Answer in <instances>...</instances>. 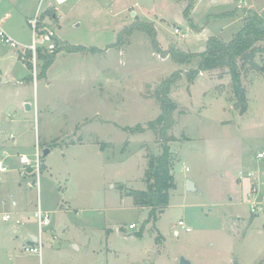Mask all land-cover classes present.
Masks as SVG:
<instances>
[{
	"label": "rangeland",
	"instance_id": "1",
	"mask_svg": "<svg viewBox=\"0 0 264 264\" xmlns=\"http://www.w3.org/2000/svg\"><path fill=\"white\" fill-rule=\"evenodd\" d=\"M14 1L0 0V10ZM52 1L17 0V10L36 15L39 25L44 20L61 47L80 52L61 49L40 77L38 59L35 76L26 68L30 61L19 60L21 44L12 49L0 42V155L6 153L9 169L0 181V264H180L181 258L190 264H264V199L251 213L247 197L257 179L264 184V158L256 159L264 153V50L255 54L254 68L238 62L244 112L228 68L187 77L197 70L207 38L228 43L252 13L264 20V0H254L256 11L239 17L238 10L219 15L234 10L237 0H199L193 16L195 0L49 6ZM139 24L149 32L132 29ZM175 28L185 37L174 35ZM13 29L30 43L29 26L18 22ZM173 75L168 98L176 108L165 137L175 188L157 221L146 223L148 210L136 206L130 193L146 189L148 156L162 152L161 138L147 123L160 115L156 95ZM137 125L143 131L124 129ZM36 147L40 158L49 150L39 169V202L50 218L40 255L25 252L38 246L20 233L36 235L31 218L27 226L1 221L2 212L15 213L13 198L17 211L36 207L34 187L18 174V156L33 159ZM248 172L254 179H237ZM187 180L197 192L186 191Z\"/></svg>",
	"mask_w": 264,
	"mask_h": 264
},
{
	"label": "trees",
	"instance_id": "2",
	"mask_svg": "<svg viewBox=\"0 0 264 264\" xmlns=\"http://www.w3.org/2000/svg\"><path fill=\"white\" fill-rule=\"evenodd\" d=\"M132 29L145 31L146 33L149 32L148 28L146 29L143 24H139L135 28L132 27ZM258 42H264V20L260 15L252 13L244 26L228 43H224L216 38H209L207 40L205 50L200 55L197 70L188 73V79L192 81L198 76L200 71H208L222 67L228 68L234 95L241 106V112H244L246 109V98L240 84V70L244 64H249L251 68L255 67L253 62L255 54L264 50V46L261 49L256 47ZM55 44L58 47L52 52H48L44 47L37 49V59L41 62L40 77L45 76L46 71L53 64L55 56L61 49L69 53H76L82 50L81 47H61V43L58 40H56ZM174 53L176 55L186 56L179 51H174ZM26 57H30L29 52L26 53ZM238 62H241V67L238 66ZM26 67L30 70L31 64L30 66L26 64ZM174 78L176 79L177 76L173 75L163 82L162 91L156 95L161 113L154 121L147 123V128L157 133L161 138L162 152L157 157L148 156V162L144 172L146 189L144 191H132L130 193L136 206L148 210L146 223H155L157 221L158 215L168 205L169 191L175 188L174 177L171 173L170 152L167 146L168 139L165 137L166 129L170 127L172 122L171 114L176 108L175 103L168 98L169 87L174 83ZM124 129L130 133L143 131L139 125L134 128Z\"/></svg>",
	"mask_w": 264,
	"mask_h": 264
},
{
	"label": "built area",
	"instance_id": "3",
	"mask_svg": "<svg viewBox=\"0 0 264 264\" xmlns=\"http://www.w3.org/2000/svg\"><path fill=\"white\" fill-rule=\"evenodd\" d=\"M57 5L62 4V0H55ZM5 17H7V14H5ZM38 21L37 16L35 15V18H32L29 21V26L31 29V43L29 45H22V49L20 50V60L23 62L30 61L31 68L34 71L35 76V66H36V59H37V49L40 47H45L48 52H52L55 49V32L51 29H42L40 31L38 27ZM174 35H178L181 37H185V34L182 33L178 28H175L173 31ZM0 42L4 44L5 46L16 49L17 46L20 44L15 41L12 37L8 35V33L5 31V29L2 27L1 21H0ZM30 53V57H26V53ZM35 79V77H34ZM5 152H2L0 155V181L2 175L8 173L9 169L8 166L5 163ZM264 158V153L259 152L256 154V159L261 160ZM18 162L20 165V168L18 169V174L21 179L26 180L25 184L28 188L35 189L37 201H36V207L30 214V217L36 225L37 233L34 234L35 241L34 243L37 244V248L35 247H26L25 252L34 253L37 255H40V249H41V238L43 234V229L50 225V218L49 214L46 211H43L40 206L39 202V196H40V181H39V169H40V153L39 149L36 147L33 159H30L26 155H19L18 156ZM35 177V178H34ZM238 180L243 179H254L253 173L248 172L245 174L239 173ZM247 197L250 199V211L251 213H256L259 209L257 208V205L259 204L258 198L264 199V184L261 187L259 180L257 179L255 183L251 184L249 191L247 193ZM11 206L15 207V202H11ZM14 216V217H13ZM2 222H10L14 221L16 225H21L24 223V217L22 215H18L11 212H3L1 216ZM178 226L184 229L186 232H189L188 228H185L184 223L182 221L178 222ZM129 229H135V225L131 224L128 226Z\"/></svg>",
	"mask_w": 264,
	"mask_h": 264
},
{
	"label": "crops",
	"instance_id": "4",
	"mask_svg": "<svg viewBox=\"0 0 264 264\" xmlns=\"http://www.w3.org/2000/svg\"><path fill=\"white\" fill-rule=\"evenodd\" d=\"M69 0H67V1H65L64 3H66V2H68ZM56 4V1L54 0V1H52V2H50L49 3V6H52L53 4ZM63 4V3H62ZM199 4V0H195V3H194V5H193V8H192V16L194 15L193 14V12H195L196 10H197V5ZM19 5V3L17 2V0H16V3H15V1H14V3H13V5H11V3H9L8 4V9H4V10H0V21H1V24L2 25H5L6 24V27L4 26L3 28L5 29V31L8 33V35L10 36V37H12L15 41H17L19 44H21V45H24V46H26V45H29L30 43H31V40H30V43H25L24 41H22L21 40V37L19 36V35H17L16 33H14V26H15V23L17 24L18 22H20L22 25H27V26H29V21L32 19V15L30 14V13H19L18 12V10H17V8L19 7L18 6ZM57 5V4H56ZM233 8V7H232ZM256 8H255V6H254V0L252 1V0H237L236 1V7L234 8V10H231V11H225V12H222V13H220L219 15H222V16H226V15H231V14H233V13H235V15H236V11L238 10L239 12H238V17H239V15L241 14V13H243V10H245V13H246V11H249V10H253V11H256L255 10ZM16 12V13H15ZM226 13V14H225ZM228 13V14H227ZM5 14H7V17H5ZM52 14H54V13H52ZM260 15V14H259ZM54 16H55V14L52 16V18H54ZM215 16H217V15H215ZM45 21L44 20H42L41 22H40V25H39V28H41V30L42 29H46L44 26H43V23H44ZM42 24V25H41ZM30 27V26H29ZM191 27V26H190ZM221 30H223V28H220ZM202 31H203V29H201V30H198V33L200 34V33H202ZM216 35H218V34H216ZM188 36H189V34H188ZM219 36V35H218ZM56 40H58V39H56V37H55V39H54V42H56ZM206 40H208V38L206 39ZM59 41V40H58ZM15 54V53H14ZM60 56V55H59ZM58 56V57H59ZM57 57V58H58ZM20 60V59H19ZM54 63L55 62H53V64L48 68V69H51V67H53V65H54ZM27 68V67H26ZM28 70V69H27ZM49 73V72H48ZM47 76H49V75H47ZM29 76H27L26 78H27V81L29 80V78H28ZM45 77V76H44ZM18 82H16V84H17ZM27 83V82H26ZM10 83H7L6 85L8 86ZM18 85H21V83L19 82L18 83ZM7 86H5V87H3V88H7ZM24 102V101H23ZM21 155H24V154H21ZM11 202H15V207H13L14 209H15V214H18V215H22L23 217H24V223L23 224H21V225H25V226H27V224H29L30 222H27L26 221V219L28 218V217H30V214L32 213V212H29L28 213V211H17V207H19L18 205V203L16 202V200H14V198H13V200L11 201ZM11 202H10V205H11ZM22 206V205H21ZM26 208V207H25ZM3 213V212H2ZM26 222H27V224H26ZM20 233H21V235L24 237V238H26L28 241H31V242H33L34 243V241H35V237H34V233H32L31 231H29V230H27V229H23V230H21L20 231ZM28 243H30V242H28ZM31 244V243H30Z\"/></svg>",
	"mask_w": 264,
	"mask_h": 264
},
{
	"label": "water",
	"instance_id": "5",
	"mask_svg": "<svg viewBox=\"0 0 264 264\" xmlns=\"http://www.w3.org/2000/svg\"><path fill=\"white\" fill-rule=\"evenodd\" d=\"M25 109L27 111L30 110V105L29 104H25ZM49 154V150L48 149H44L42 152V158H45L47 155ZM185 189L188 192H197V188L195 186V183L191 180H187L186 184H185ZM180 264H190L189 261L185 260L184 258L180 259Z\"/></svg>",
	"mask_w": 264,
	"mask_h": 264
},
{
	"label": "bare ground",
	"instance_id": "6",
	"mask_svg": "<svg viewBox=\"0 0 264 264\" xmlns=\"http://www.w3.org/2000/svg\"><path fill=\"white\" fill-rule=\"evenodd\" d=\"M65 1H67V0H62L61 3H64Z\"/></svg>",
	"mask_w": 264,
	"mask_h": 264
}]
</instances>
